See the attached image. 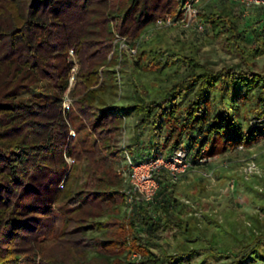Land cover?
Here are the masks:
<instances>
[{"label": "trees", "instance_id": "16d2710c", "mask_svg": "<svg viewBox=\"0 0 264 264\" xmlns=\"http://www.w3.org/2000/svg\"><path fill=\"white\" fill-rule=\"evenodd\" d=\"M3 1L13 23L0 29V264L264 263L263 235L237 253L219 248L195 207L174 186L163 189L173 184L166 176L155 203L130 209L123 174L128 157L138 164L166 149L171 155L185 136L194 140L185 147L196 165L261 143L264 72L249 63L216 70L160 32L144 38L157 20L180 17L186 0ZM200 18L246 62L264 53L262 34L247 53L242 42L258 29L242 24L231 1L210 5ZM122 38L137 61L132 100L118 104L106 95L125 74ZM70 51L79 71L66 107L76 67ZM149 74L172 84L143 83ZM131 118L138 119L135 135L119 146Z\"/></svg>", "mask_w": 264, "mask_h": 264}, {"label": "rangeland", "instance_id": "374dc122", "mask_svg": "<svg viewBox=\"0 0 264 264\" xmlns=\"http://www.w3.org/2000/svg\"><path fill=\"white\" fill-rule=\"evenodd\" d=\"M233 3L236 13L241 17L245 27H256L258 32L253 30L244 40L243 46L247 53L256 47L259 36L264 35L262 27L263 12L261 7L264 5H249L247 3ZM223 0H201L199 7L204 13L210 5L220 6ZM13 18L7 10L5 1L0 0V29L12 27ZM249 27V28H250ZM149 30V27L147 28ZM160 32L165 43L179 49H185L187 54H194L199 61L213 69L223 67L246 68V63L256 71L264 72V53L258 57L250 56L246 62L242 56L232 50L224 36H216L210 27L206 26L205 31H199L196 27L185 30L181 27H171L165 29H153L150 38ZM128 62L123 64L125 74L122 80L118 79V88H110L106 97L110 102L125 104L131 102L132 93L135 89L133 69L137 58L126 51ZM70 61L76 67L72 71L70 78V88L65 94L68 107L71 103V89L76 85L77 74L79 71L78 58L74 51H70ZM120 67V66H119ZM188 68L183 69L185 73ZM155 74L143 78V83L152 82L151 85H171L172 80L159 74L160 82L157 81ZM154 82V83H153ZM159 83V84H157ZM155 85V86H156ZM196 90L190 89L186 95L184 106L193 98ZM25 97H30L26 95ZM138 123L137 118L128 120V129L122 136L115 139L119 146L128 145L135 135V128ZM185 146L194 145V140L185 136L182 139ZM148 158L151 157L146 151ZM169 155L168 149L163 153ZM255 161L259 166V173L253 176H246L245 170L248 163ZM166 176V173L161 174ZM175 187L176 195L184 203L195 207L201 226L208 239L216 237L219 241V248L229 253H237L253 243L256 237L264 236V140L252 148L246 150H232L227 154L216 155L208 158L206 162L193 166L186 174L173 184H163V189ZM61 221L59 222V224ZM201 258L191 264H198ZM228 260L214 262L213 264H229ZM244 264H248V261ZM255 264H264L258 260Z\"/></svg>", "mask_w": 264, "mask_h": 264}, {"label": "built area", "instance_id": "2783aa9c", "mask_svg": "<svg viewBox=\"0 0 264 264\" xmlns=\"http://www.w3.org/2000/svg\"><path fill=\"white\" fill-rule=\"evenodd\" d=\"M201 0H186L182 7V15L175 17L173 15H167L164 18L157 20L155 23L149 26L144 38H150L151 31L153 29H165L171 27H181L185 30L196 27L199 31H205L206 26L203 20L200 18L201 9L199 3ZM237 3H247L249 5H264V0H232ZM122 48L127 49L131 56H135L136 49L128 48L125 44L126 38H122ZM238 150H246L244 146H240ZM193 152L185 146H182L175 150L171 155H160L156 159L134 163L130 157H128L129 170L124 172L125 185L129 198L128 203L130 209L137 203L153 204L156 201L159 193L161 183L159 177L161 174L166 173L170 182L174 183L178 181L183 174H186L196 164L192 160ZM212 158V157H209ZM208 158H200L199 163L206 162ZM259 173V166L255 161H251L247 165L245 170L246 176H253ZM134 260L141 259L140 254L133 255Z\"/></svg>", "mask_w": 264, "mask_h": 264}, {"label": "crops", "instance_id": "0c3cea01", "mask_svg": "<svg viewBox=\"0 0 264 264\" xmlns=\"http://www.w3.org/2000/svg\"><path fill=\"white\" fill-rule=\"evenodd\" d=\"M261 10H262V12H263V18H262V23H264V7H261ZM227 154V153H226ZM223 155V154H222Z\"/></svg>", "mask_w": 264, "mask_h": 264}]
</instances>
